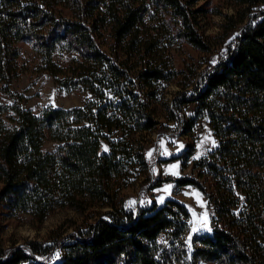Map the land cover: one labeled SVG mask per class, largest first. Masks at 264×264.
<instances>
[{
	"label": "trees",
	"instance_id": "1",
	"mask_svg": "<svg viewBox=\"0 0 264 264\" xmlns=\"http://www.w3.org/2000/svg\"><path fill=\"white\" fill-rule=\"evenodd\" d=\"M231 1L247 7L264 3ZM151 5L182 21L179 34L194 46L211 49L186 0H0V90L15 99L0 104V205L40 221L57 208L83 216L60 263L44 262L40 255L51 247L30 241L9 252L0 247V264H168L169 258L161 260L159 237L185 233L190 212L177 200L127 209L121 185L128 134L114 137L116 129L128 133L158 125L139 96L121 87L132 76L133 60L140 61L136 73L147 88L174 75L166 59L154 56L156 40L142 37ZM260 15L245 25L226 58L201 73L191 94L178 99L181 109L197 102L196 117H176L184 131L207 114L218 139L193 162L198 177L179 180L198 187L215 207L213 234L198 238L202 245L193 262L264 264V8ZM27 40L58 82L64 81L60 75L77 76V83L109 102L46 107L41 113L26 108V96L12 84L21 76L20 44ZM59 48L79 54L67 69L56 61ZM47 138L58 143L55 151L44 149ZM139 157L145 162L142 152Z\"/></svg>",
	"mask_w": 264,
	"mask_h": 264
},
{
	"label": "rangeland",
	"instance_id": "2",
	"mask_svg": "<svg viewBox=\"0 0 264 264\" xmlns=\"http://www.w3.org/2000/svg\"><path fill=\"white\" fill-rule=\"evenodd\" d=\"M186 3L192 10H196V29L211 49L202 50L194 46L179 34L182 21H173L169 15L151 5L142 37L156 40L154 56L166 59L167 70L174 72V75L171 79L156 83L154 89L147 88L136 73L135 66L139 60H133L132 76L128 80L123 79L121 87L134 91L140 101L147 105L149 115L158 122V129L154 127L137 131L132 127V131H127L128 133L123 129H116L114 137L128 134L125 142L130 155L125 160L127 172L121 185L127 209L137 211L177 200L190 212L185 233L177 238L168 234L159 237L161 260L169 258L168 264H216L202 258L193 262L195 250L202 245L198 238L213 234L215 207L198 187L193 184L181 185L179 180L198 177L193 162L212 151L218 145V139L207 114L197 119L190 132H185L176 117H196L197 102L191 101L181 109L178 99L185 94L190 95L194 86L199 84L201 73L228 56L245 25L261 18L264 3L251 7L231 0H186ZM20 46L22 73L12 86L13 90L26 96V108L41 113L46 107L70 110L84 107L91 101H98L100 105L109 102V99L98 100L84 84L77 83L80 82L77 76L60 75L64 81L58 82L49 71L43 69L33 42L27 40ZM74 56L79 54L67 48H59L55 53L56 61L64 69L68 68ZM118 100L119 98L117 102ZM134 100L132 95V103ZM14 101V97L0 90V104H12ZM57 146V142L47 138L44 149L52 152ZM192 147L193 155L187 157ZM103 149L110 152L107 140L103 141ZM141 152L145 156V162L139 157ZM2 187L3 183L0 181V191ZM205 216L206 228L203 227ZM82 220L83 216L74 210L57 208L40 221L29 212L9 209L2 203L0 247L9 252L14 247L27 248L30 241L39 242L51 247L49 253L40 255L44 262L60 263L65 252L64 245L69 242L76 227L82 224ZM194 228L196 231H193Z\"/></svg>",
	"mask_w": 264,
	"mask_h": 264
},
{
	"label": "snow or ice",
	"instance_id": "3",
	"mask_svg": "<svg viewBox=\"0 0 264 264\" xmlns=\"http://www.w3.org/2000/svg\"><path fill=\"white\" fill-rule=\"evenodd\" d=\"M213 63H215V61H213ZM214 143V142H213ZM205 223L203 224V227H207V223H206V220H207V217L205 216ZM210 230V229H209ZM193 231H196V229L194 228Z\"/></svg>",
	"mask_w": 264,
	"mask_h": 264
}]
</instances>
